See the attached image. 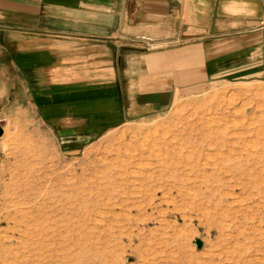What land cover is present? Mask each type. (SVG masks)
<instances>
[{
	"label": "rangeland",
	"instance_id": "rangeland-1",
	"mask_svg": "<svg viewBox=\"0 0 264 264\" xmlns=\"http://www.w3.org/2000/svg\"><path fill=\"white\" fill-rule=\"evenodd\" d=\"M169 32L133 38L123 72L195 43ZM0 50V264H264V78L198 81L87 143Z\"/></svg>",
	"mask_w": 264,
	"mask_h": 264
},
{
	"label": "crops",
	"instance_id": "crops-1",
	"mask_svg": "<svg viewBox=\"0 0 264 264\" xmlns=\"http://www.w3.org/2000/svg\"><path fill=\"white\" fill-rule=\"evenodd\" d=\"M166 27L195 43L149 55L146 75L123 72L118 57L142 53L130 41ZM1 46L42 119L89 143L198 81L263 79L264 0H0Z\"/></svg>",
	"mask_w": 264,
	"mask_h": 264
},
{
	"label": "water",
	"instance_id": "water-1",
	"mask_svg": "<svg viewBox=\"0 0 264 264\" xmlns=\"http://www.w3.org/2000/svg\"><path fill=\"white\" fill-rule=\"evenodd\" d=\"M4 135V129L2 127H0V138H2ZM198 247L201 248L202 247V243L198 242Z\"/></svg>",
	"mask_w": 264,
	"mask_h": 264
},
{
	"label": "bare ground",
	"instance_id": "bare-ground-1",
	"mask_svg": "<svg viewBox=\"0 0 264 264\" xmlns=\"http://www.w3.org/2000/svg\"><path fill=\"white\" fill-rule=\"evenodd\" d=\"M216 146V145H215ZM217 148V147H216ZM127 173V172H126ZM24 213V212H23Z\"/></svg>",
	"mask_w": 264,
	"mask_h": 264
}]
</instances>
